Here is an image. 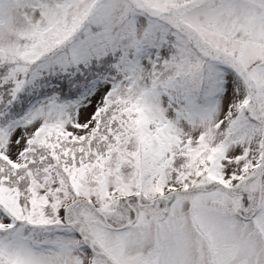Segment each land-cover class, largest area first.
Here are the masks:
<instances>
[{
	"label": "snow or ice",
	"instance_id": "snow-or-ice-1",
	"mask_svg": "<svg viewBox=\"0 0 264 264\" xmlns=\"http://www.w3.org/2000/svg\"><path fill=\"white\" fill-rule=\"evenodd\" d=\"M0 264H264V0H0Z\"/></svg>",
	"mask_w": 264,
	"mask_h": 264
}]
</instances>
